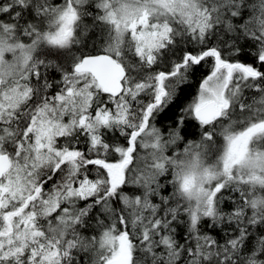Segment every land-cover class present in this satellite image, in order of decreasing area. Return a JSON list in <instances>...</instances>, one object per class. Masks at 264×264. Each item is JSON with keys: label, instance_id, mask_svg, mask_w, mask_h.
<instances>
[{"label": "snow or ice", "instance_id": "snow-or-ice-1", "mask_svg": "<svg viewBox=\"0 0 264 264\" xmlns=\"http://www.w3.org/2000/svg\"><path fill=\"white\" fill-rule=\"evenodd\" d=\"M0 264H264V0H0Z\"/></svg>", "mask_w": 264, "mask_h": 264}]
</instances>
